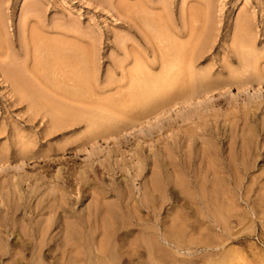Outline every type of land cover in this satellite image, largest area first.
<instances>
[{
  "label": "rangeland",
  "instance_id": "1",
  "mask_svg": "<svg viewBox=\"0 0 264 264\" xmlns=\"http://www.w3.org/2000/svg\"><path fill=\"white\" fill-rule=\"evenodd\" d=\"M233 1L216 0L201 36L202 21L196 22L195 38L203 42L196 70L212 91L198 90L148 115L118 144L75 150L74 141L87 131L84 123L43 138L48 119L28 123L26 105L14 101L0 76V264H264V84L228 85L229 76L243 72L232 37L237 15H251L250 45L261 53L264 19L255 0H238L232 8ZM166 3L181 28V0ZM127 9L135 17V0H0L7 41H18L26 16L34 14L46 28L70 20L75 49L82 48L80 38L91 43L93 60L82 72L91 80L88 88L130 79L121 67L133 65L135 35L116 12ZM12 48L21 49L18 42ZM39 60L42 73L58 82L59 60L45 53ZM63 66L85 68L77 61ZM26 144L37 155L22 164L19 153ZM215 166L222 194L208 215L198 190L211 186L208 175ZM180 179L191 194L183 192ZM120 199L126 208H119ZM52 204L60 206L54 214L41 210ZM106 206L128 226L110 237L101 231ZM95 208L99 214L90 216L88 226L87 212ZM66 218L77 229L71 246L63 238ZM45 223L51 225L48 246L38 252L27 243L37 238L32 226ZM101 243L107 247L99 253Z\"/></svg>",
  "mask_w": 264,
  "mask_h": 264
},
{
  "label": "bare ground",
  "instance_id": "2",
  "mask_svg": "<svg viewBox=\"0 0 264 264\" xmlns=\"http://www.w3.org/2000/svg\"><path fill=\"white\" fill-rule=\"evenodd\" d=\"M236 1L238 0L233 1L232 8L237 6ZM255 1L260 5L264 19V0ZM215 2L216 0H181V28L171 20L166 0H135V17L128 9L124 12L117 10L118 15L125 17L129 30L135 35V56L131 58L133 65L129 69L121 67L124 74L128 72L130 79L125 84L108 83L93 88H88L91 80L87 77L82 78V72L88 71L87 64L93 60V52L89 51L91 43L87 37L80 38L82 48L75 49L70 41V38H74L70 20L46 28L39 18L32 19L34 14L31 17L26 16L22 20L18 41H7L0 18L1 82L7 84L15 102L26 105L29 111L26 120L28 123L31 124L38 118L48 119L49 129L42 133L43 138L62 128L84 123L87 131L74 141L75 150L93 149L99 143L118 144L131 128L139 125L148 115H157L166 110L171 103L182 101L198 90L209 88L207 86L211 82L205 78L199 79L202 72L196 70V62L203 46V42L195 38L198 32L196 22L202 21L203 26L198 32L201 36L208 30L210 10H213ZM232 37L235 39L234 50L243 72L229 76L228 85L236 84V88L240 89L247 87L253 80L257 84H264V51L262 53L256 51L250 45L255 38L252 18L247 11L237 15ZM16 42L20 44L19 52L12 48ZM44 53L59 60L54 62V68L58 69L56 72L58 82L49 80L42 73L39 56ZM71 61L82 62L85 68L77 71L73 68L66 69L64 63ZM186 90L189 91L184 94ZM208 90L212 91L211 88ZM106 92L110 93L102 96ZM253 107L260 108L258 103H254ZM19 155L20 163L23 164V160L35 158L37 151L26 144ZM45 158L49 156H44L43 159ZM64 172L67 174L68 170ZM220 172L216 166L211 167L208 175L211 186L207 191L201 188L198 190L199 203H202L208 215L218 206V196L222 194L216 185L217 179L221 178ZM68 175L65 177L68 178ZM179 186L185 194L192 193L189 184L183 179H180ZM119 201V208H126L127 205L123 204L121 199ZM57 205L59 204H52L41 210L47 209L50 214H54L60 207ZM50 206L54 208L51 209ZM106 207L107 220L101 217V231L110 237L128 226L122 217H119L117 210ZM62 208L63 211L67 210L63 205ZM35 213L36 216L42 214L40 210H35ZM92 214L98 216V209L88 210V226ZM69 219H65L63 229V238L67 246H71L70 242L75 243L73 237L77 233L75 224ZM50 226L49 223L40 227L32 226L31 235L37 238L30 240V243L23 239L22 246L27 247V244H30L33 249L41 252L43 247L48 246L46 236ZM102 246L107 247L106 243L98 245L96 250L99 253L103 251L100 249Z\"/></svg>",
  "mask_w": 264,
  "mask_h": 264
}]
</instances>
